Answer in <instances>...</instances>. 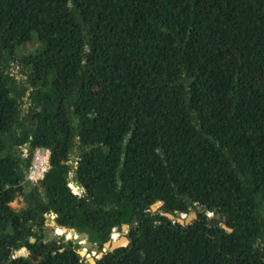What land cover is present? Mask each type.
I'll return each mask as SVG.
<instances>
[{
    "label": "trees",
    "instance_id": "obj_1",
    "mask_svg": "<svg viewBox=\"0 0 264 264\" xmlns=\"http://www.w3.org/2000/svg\"><path fill=\"white\" fill-rule=\"evenodd\" d=\"M0 264H264V0H0Z\"/></svg>",
    "mask_w": 264,
    "mask_h": 264
},
{
    "label": "water",
    "instance_id": "obj_2",
    "mask_svg": "<svg viewBox=\"0 0 264 264\" xmlns=\"http://www.w3.org/2000/svg\"><path fill=\"white\" fill-rule=\"evenodd\" d=\"M162 202H156L152 205V210L153 211H157V208L161 207ZM54 220L52 221L51 227L49 228V239H54L57 236V230L59 228H62L65 232H69L71 229L67 228V227H61L58 225V222L55 220L56 218V214L52 213ZM165 215L172 219V220H176L177 222H179L182 225H188L190 223H192V221L194 219L197 218V213L196 212H191L187 218H184L182 215L181 216H175L172 213H165ZM137 223V221H135L134 223H132L131 226H134ZM210 223L211 225H221L225 230L231 232L232 228L229 227L226 223L225 220L223 218H219V217H211L210 218ZM129 229H130V225L128 224H124L123 225V233L124 235L119 239V241H113V240H109L108 242L105 243L104 248L102 249V251H100L99 247L94 245L92 242L87 241V248L88 249H92L94 251H96L97 253H100L101 256L106 253L107 251H114L120 247H126L130 244V238L128 237V233H129ZM88 234L87 233H79L78 238H81V240H83L84 238H87ZM83 238V239H82ZM69 239V238H67ZM106 249V250H104ZM27 251L26 247H23L19 252L18 255L23 256L24 252ZM86 252V250H81L80 254L84 255ZM100 256V257H101ZM99 257V258H100ZM89 262L91 263H95L96 259L95 258H89L87 259Z\"/></svg>",
    "mask_w": 264,
    "mask_h": 264
},
{
    "label": "built area",
    "instance_id": "obj_3",
    "mask_svg": "<svg viewBox=\"0 0 264 264\" xmlns=\"http://www.w3.org/2000/svg\"><path fill=\"white\" fill-rule=\"evenodd\" d=\"M50 158H51V150L49 148L38 147L35 149L32 164L30 165L29 170L27 172V178L30 182L37 183L44 178L46 172L50 168ZM70 185H71V187L75 193H79L76 186L74 188V186H72V184H70ZM181 215L184 218H186L188 214L182 213ZM208 216L212 217L213 213L212 212L208 213ZM121 235H122V231H119L117 228H114L112 231L110 240L115 241V240L121 238L122 237ZM85 250H86V252L88 250H91V251H89V255L92 254L95 258H99L101 256L100 253H97L96 251H94L92 249L85 248ZM104 250H106V249H104Z\"/></svg>",
    "mask_w": 264,
    "mask_h": 264
},
{
    "label": "rangeland",
    "instance_id": "obj_4",
    "mask_svg": "<svg viewBox=\"0 0 264 264\" xmlns=\"http://www.w3.org/2000/svg\"><path fill=\"white\" fill-rule=\"evenodd\" d=\"M13 72H14V74H16L17 75V77H19L20 78V75L18 74V68L17 67H15L14 69H13ZM73 164L74 165H76V162L74 161L73 162ZM70 184H72V186H74V188H75V184H74V181L71 179V183ZM25 202L23 201V198L22 197H20L18 200H15L14 202H12L11 203V206L13 207V208H15V209H17V210H19V209H21V208H24L25 207ZM159 208H157V210H158ZM54 220V218H53V215L51 214L50 215V217H49V221H48V226H49V228L51 227V224H52V221ZM48 233H49V229H48ZM79 235V234H78ZM78 235L77 236H72V237H67V233H64V234H62V235H59V234H57V236L56 237H63V236H65V238L67 239V238H69V239H74L75 241H77L78 242V244H81V248H80V250H85V248H87V241H89L88 240V237L87 238H82L83 240H81V238H78ZM124 235V233H123V230H122V235L121 236H123ZM90 242V241H89ZM89 251H91V250H88L87 252H85V254L83 255L84 257H86L87 259H89V258H95L92 254L91 255H89ZM100 251H102V250H100ZM25 254H27V251H25L24 252V255Z\"/></svg>",
    "mask_w": 264,
    "mask_h": 264
},
{
    "label": "clouds",
    "instance_id": "obj_5",
    "mask_svg": "<svg viewBox=\"0 0 264 264\" xmlns=\"http://www.w3.org/2000/svg\"><path fill=\"white\" fill-rule=\"evenodd\" d=\"M188 216V215H187ZM209 217V216H208ZM212 217H214V214H213V216ZM187 218V217H186ZM211 218V217H210Z\"/></svg>",
    "mask_w": 264,
    "mask_h": 264
},
{
    "label": "bare ground",
    "instance_id": "obj_6",
    "mask_svg": "<svg viewBox=\"0 0 264 264\" xmlns=\"http://www.w3.org/2000/svg\"><path fill=\"white\" fill-rule=\"evenodd\" d=\"M120 239V238H119ZM119 239H117V240H119ZM116 241V240H115Z\"/></svg>",
    "mask_w": 264,
    "mask_h": 264
},
{
    "label": "flooded vegetation",
    "instance_id": "obj_7",
    "mask_svg": "<svg viewBox=\"0 0 264 264\" xmlns=\"http://www.w3.org/2000/svg\"><path fill=\"white\" fill-rule=\"evenodd\" d=\"M189 215V214H188ZM188 217V216H187Z\"/></svg>",
    "mask_w": 264,
    "mask_h": 264
}]
</instances>
